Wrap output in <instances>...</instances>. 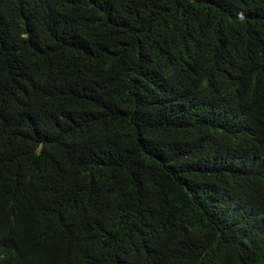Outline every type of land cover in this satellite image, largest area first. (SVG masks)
I'll use <instances>...</instances> for the list:
<instances>
[{"label": "trees", "instance_id": "16d2710c", "mask_svg": "<svg viewBox=\"0 0 264 264\" xmlns=\"http://www.w3.org/2000/svg\"><path fill=\"white\" fill-rule=\"evenodd\" d=\"M0 264H264V0H0Z\"/></svg>", "mask_w": 264, "mask_h": 264}]
</instances>
